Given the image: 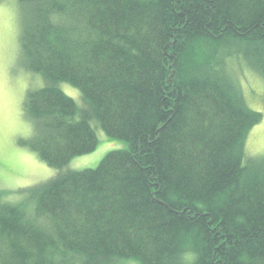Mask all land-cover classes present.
Masks as SVG:
<instances>
[{
    "label": "trees",
    "instance_id": "trees-1",
    "mask_svg": "<svg viewBox=\"0 0 264 264\" xmlns=\"http://www.w3.org/2000/svg\"><path fill=\"white\" fill-rule=\"evenodd\" d=\"M18 4L44 79L22 144L57 172L18 201L0 191V264H264V155L245 152L261 113L236 76L264 80V0ZM91 120L126 147L71 169L97 146Z\"/></svg>",
    "mask_w": 264,
    "mask_h": 264
},
{
    "label": "rangeland",
    "instance_id": "rangeland-1",
    "mask_svg": "<svg viewBox=\"0 0 264 264\" xmlns=\"http://www.w3.org/2000/svg\"><path fill=\"white\" fill-rule=\"evenodd\" d=\"M20 15L18 0L0 1V124L3 127L2 149L9 162L0 169V191L6 200L18 201L26 197L22 188L35 185L53 176L57 169L47 165L22 141L34 136L32 120L23 112V98L27 88H37L44 84L38 73L25 70V62L20 55ZM245 99L251 109L259 111L260 122L250 127L245 142L246 155H264V80L248 67L239 68L236 74ZM59 88L82 105L79 89L66 82ZM95 130L97 146L88 154L74 156L68 167L75 170L95 168L105 154L111 150L126 147V142L109 137L96 120H91ZM19 190V191H18ZM130 264H132L130 262Z\"/></svg>",
    "mask_w": 264,
    "mask_h": 264
},
{
    "label": "snow or ice",
    "instance_id": "snow-or-ice-1",
    "mask_svg": "<svg viewBox=\"0 0 264 264\" xmlns=\"http://www.w3.org/2000/svg\"><path fill=\"white\" fill-rule=\"evenodd\" d=\"M2 144H3V127H2V124H0V169H2L5 165H7L9 163L4 158Z\"/></svg>",
    "mask_w": 264,
    "mask_h": 264
}]
</instances>
